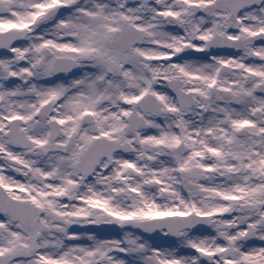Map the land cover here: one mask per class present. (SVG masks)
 <instances>
[{"label":"snow or ice","instance_id":"1","mask_svg":"<svg viewBox=\"0 0 264 264\" xmlns=\"http://www.w3.org/2000/svg\"><path fill=\"white\" fill-rule=\"evenodd\" d=\"M0 49V264H264V0H0Z\"/></svg>","mask_w":264,"mask_h":264},{"label":"rangeland","instance_id":"2","mask_svg":"<svg viewBox=\"0 0 264 264\" xmlns=\"http://www.w3.org/2000/svg\"><path fill=\"white\" fill-rule=\"evenodd\" d=\"M192 51L193 52H196L197 50L193 49ZM232 53H235L237 55L239 54L238 52H236V50L235 51H232L230 53H227V54H232ZM257 62H259V61H257ZM16 81H18V80H16ZM160 87H162V85H160ZM74 227H76L78 229H81V230H84V231H88V230L97 231V230H99L105 236H107L109 233H113L114 234V230H112V229H101L100 228V225H95V224H83V225L77 224V225H74ZM207 229H208V231L207 232H204L203 233L204 235L214 234V230L211 229L210 226H208ZM138 231L141 234H144L140 230H138ZM119 235L122 237L123 236V233L121 232ZM147 235L149 237H152V234H147ZM153 239L155 240V242L157 244L163 245L164 247H169V246H173L174 245L175 240H176V237H172V236L170 237L168 235L166 236L164 233H160L159 236L153 237ZM181 254H185V253H181Z\"/></svg>","mask_w":264,"mask_h":264},{"label":"water","instance_id":"3","mask_svg":"<svg viewBox=\"0 0 264 264\" xmlns=\"http://www.w3.org/2000/svg\"><path fill=\"white\" fill-rule=\"evenodd\" d=\"M206 226H207V225H206ZM206 226H205V227H206Z\"/></svg>","mask_w":264,"mask_h":264}]
</instances>
